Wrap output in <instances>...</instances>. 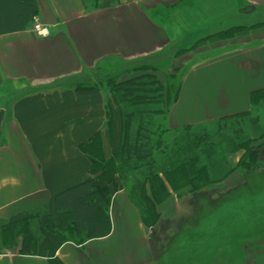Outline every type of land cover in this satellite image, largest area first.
<instances>
[{
	"label": "crops",
	"instance_id": "0c3cea01",
	"mask_svg": "<svg viewBox=\"0 0 264 264\" xmlns=\"http://www.w3.org/2000/svg\"><path fill=\"white\" fill-rule=\"evenodd\" d=\"M34 1L37 14L24 30L0 34V223L41 212L52 197L97 181L81 147L95 135L104 142L107 99L101 92L73 88L97 66L109 61L156 65L171 57L184 69L165 117L168 132L249 113L251 95L264 89V29L191 50L206 37L264 21V0H113L104 8L95 0ZM257 15L260 20L251 22ZM35 23L47 26L50 37H37ZM180 51L186 52L176 56ZM113 139L110 148L106 140L103 144L106 158L118 151ZM243 155H230L228 165L237 167ZM241 174L235 169L215 190L241 185ZM133 177L113 178L119 186L108 207V236L65 242L52 259L21 255L18 247L1 252L0 264L157 262L159 249L149 236L183 212L179 204L191 197L190 188L173 187L158 173L164 189H153L161 200L154 205L157 220L149 223L137 199L152 203V186L144 181L136 192ZM247 264H264V245Z\"/></svg>",
	"mask_w": 264,
	"mask_h": 264
},
{
	"label": "trees",
	"instance_id": "16d2710c",
	"mask_svg": "<svg viewBox=\"0 0 264 264\" xmlns=\"http://www.w3.org/2000/svg\"><path fill=\"white\" fill-rule=\"evenodd\" d=\"M95 1L98 8L109 6L108 0ZM36 14L37 6L34 0H0V34L24 30L33 21ZM262 29H264V21L251 26L234 27L199 40L191 50L204 43L227 40ZM184 52L186 51H180L176 56ZM145 79L153 80L158 87L142 80V78L120 82L115 87L117 91L115 99L124 104L120 112L121 145L116 158L104 157L101 139L98 135H95L86 145L81 147V151L89 158L90 173L97 175V181L95 183L92 181L83 183L52 197L49 204L41 212L26 213L11 218L5 226L0 227V253L9 239L10 246L15 247L18 244V252L21 255H35L52 259L59 246L65 242H70L65 239L64 234L70 235L72 233L75 235L74 237L78 241L75 242L76 244L108 236L111 232L108 207L113 189H116L117 185L119 186V182L116 183L113 180L115 173L123 175L125 180L129 176H134L133 178L137 181L133 185V190L136 192L141 191L144 181L150 183L153 191L152 203L149 199L139 198V196L137 200L145 206V217H147L145 220L152 217L153 223L157 220L154 205L161 200L154 192L153 185L157 184L160 189L161 187L164 189L163 183L158 178V173L163 174L164 177H170V175L180 177L189 186L191 197L196 202L200 201L199 195L208 194L210 186L215 184L211 175L220 171L224 164L223 152L215 150L213 141H206L207 135L204 130L201 134L186 133L185 137L183 136L181 139L176 137L173 140L171 155L163 160L162 168L164 167V170L155 171L156 165L152 152L160 149L161 141L160 137H154L152 134V117L159 114L160 103L165 101L168 106H171L176 101L179 86L170 102L166 100L167 97H164L163 100L160 85L155 79L151 76L145 77ZM250 99L252 111L256 105H264V89L251 95ZM252 111L222 121L250 116L252 126L260 125V117L257 114L254 115ZM166 131L168 132L167 129ZM238 140H240L238 135L233 139H223L228 146H234L235 143L241 142ZM202 142L205 143L206 150L204 152L197 151ZM159 151L163 153V150ZM240 151L244 152L238 163L242 170V184L240 188L226 191V194L219 196L217 202L226 201L229 196H231L230 198L238 196L239 190L246 186L250 176L255 174L261 164L264 163L256 151H249L246 148ZM245 159H247L246 162ZM235 169L237 167L228 165L227 173L222 176V180ZM138 171L141 172L135 176L134 173ZM186 177L197 178L190 180L188 178L187 181ZM176 180L173 179L168 182L173 186L177 182ZM204 188L206 189L204 190ZM206 204H212V201L200 202L199 211ZM30 219H37L34 228L31 226ZM166 225L162 227L163 230L168 228ZM151 237L154 239V235Z\"/></svg>",
	"mask_w": 264,
	"mask_h": 264
},
{
	"label": "rangeland",
	"instance_id": "374dc122",
	"mask_svg": "<svg viewBox=\"0 0 264 264\" xmlns=\"http://www.w3.org/2000/svg\"><path fill=\"white\" fill-rule=\"evenodd\" d=\"M108 1L114 3L113 0ZM246 11L250 10L246 9ZM259 18L260 16L257 15L256 19L251 22H257L260 20ZM194 40L192 39L190 43ZM183 71L184 69L171 61V57L156 65L150 61L135 63L109 61L83 75L74 84L73 88L74 91L94 90L105 95L107 99L105 140L110 148L111 142L114 141L113 138L116 137V142L119 143L117 150L119 151L121 145L120 112L124 104L117 102L115 99V94H117L115 87L120 82L140 78L158 87L153 80L145 79V77L151 76L160 85V93L163 95V100L164 97H167L166 100L171 102L176 94ZM169 107L168 103L163 101L159 106V114L152 117V134L154 137H160L161 147L159 150H163V153L159 150H153L152 152L156 165L155 171L164 170V167L162 168L163 160L171 155L173 140L176 137L181 139L183 136L185 137L186 133L201 134L203 130L207 135L206 141H213L215 150L223 152L224 165L222 169L217 168L221 169L220 171H216L217 173L211 175V179L215 181V184L210 186L211 188L209 189L212 190L211 192L209 191L212 196H209V194L199 195L198 199L200 201L197 202L192 197L182 199L179 205L183 212L166 225L168 226L166 230H158L157 228L156 232H154V239L149 236V240L156 244L161 256L153 264H247L252 253L264 245V163L261 164L255 174L250 176L246 186L239 190L238 196L232 198L229 196L228 200L217 202L219 196L227 192L226 190L224 191V186H220L219 190H215V188L224 181L222 176L227 173L228 157L237 151L243 148L249 151L254 150L257 154H260V159L264 162V105H256L252 111L254 115L257 114L260 117V125L252 126L250 116H247L210 122L193 127L192 130L176 132H167L165 128V117ZM236 135L239 136L240 140L238 141L241 142L235 143L234 146H228L223 141L225 138L233 139ZM101 140H103L102 137ZM105 140L100 142L102 147L105 144ZM205 150V143H200L197 151L204 152ZM118 151L113 157L109 156L108 159L116 158ZM109 152L111 154L110 149ZM104 157L106 158L105 153ZM244 161L246 162L247 159ZM237 168L242 171L240 165ZM140 172L138 171L134 175L136 176ZM115 174L117 177H123L121 174ZM165 178L169 182L173 179H178L173 187H178L179 185L187 186L176 175H170V177ZM186 178L188 181V178L190 180L197 177ZM98 179L101 180L102 178ZM240 186L235 188H240ZM153 187L155 191L160 189L157 184H154ZM220 191H222V194L216 196V192ZM158 198L160 199V196ZM205 200H211L212 204L204 205L202 210L199 211V203ZM150 220H153V218L151 217ZM153 222L149 221V223ZM30 223L34 228L37 224V219H30ZM5 224L0 223V227L5 226ZM74 236L72 233L70 235L64 234L65 239L70 242H78ZM8 240L1 252H15L18 249V246H10Z\"/></svg>",
	"mask_w": 264,
	"mask_h": 264
},
{
	"label": "built area",
	"instance_id": "2783aa9c",
	"mask_svg": "<svg viewBox=\"0 0 264 264\" xmlns=\"http://www.w3.org/2000/svg\"><path fill=\"white\" fill-rule=\"evenodd\" d=\"M32 31L39 38H48L50 36L49 28L38 23L33 25Z\"/></svg>",
	"mask_w": 264,
	"mask_h": 264
}]
</instances>
